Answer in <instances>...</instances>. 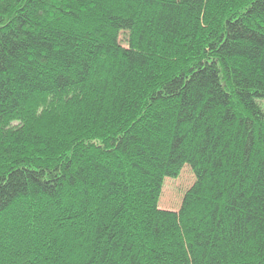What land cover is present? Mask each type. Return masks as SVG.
Returning a JSON list of instances; mask_svg holds the SVG:
<instances>
[{
    "label": "trees",
    "instance_id": "16d2710c",
    "mask_svg": "<svg viewBox=\"0 0 264 264\" xmlns=\"http://www.w3.org/2000/svg\"><path fill=\"white\" fill-rule=\"evenodd\" d=\"M260 101L264 0H0V264H264Z\"/></svg>",
    "mask_w": 264,
    "mask_h": 264
},
{
    "label": "rangeland",
    "instance_id": "374dc122",
    "mask_svg": "<svg viewBox=\"0 0 264 264\" xmlns=\"http://www.w3.org/2000/svg\"><path fill=\"white\" fill-rule=\"evenodd\" d=\"M260 107L264 111V101H260ZM194 182L195 175L188 165H184L176 177H165L158 199V208L166 211H178L185 193Z\"/></svg>",
    "mask_w": 264,
    "mask_h": 264
},
{
    "label": "snow or ice",
    "instance_id": "6c2138e0",
    "mask_svg": "<svg viewBox=\"0 0 264 264\" xmlns=\"http://www.w3.org/2000/svg\"><path fill=\"white\" fill-rule=\"evenodd\" d=\"M5 183L7 182L4 181L2 177H0V201L4 199L6 193V189L4 188Z\"/></svg>",
    "mask_w": 264,
    "mask_h": 264
}]
</instances>
